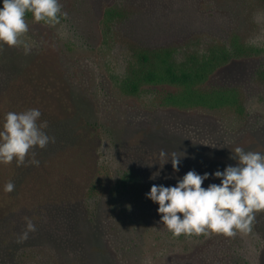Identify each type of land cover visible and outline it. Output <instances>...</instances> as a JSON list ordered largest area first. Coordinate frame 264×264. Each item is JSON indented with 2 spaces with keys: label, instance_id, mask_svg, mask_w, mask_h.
I'll use <instances>...</instances> for the list:
<instances>
[{
  "label": "rangeland",
  "instance_id": "1",
  "mask_svg": "<svg viewBox=\"0 0 264 264\" xmlns=\"http://www.w3.org/2000/svg\"><path fill=\"white\" fill-rule=\"evenodd\" d=\"M60 3L67 15L55 27L25 17L27 35L35 42L29 54L6 44L0 49V99H6L1 92L17 67L30 60L44 77L37 82L38 94L50 97L55 90L51 83L62 75L84 99L88 117L99 128L95 142L101 183L90 202L102 198L101 218L95 229L87 215L66 226L68 219L57 222V209L51 204H39L38 197L23 199L15 222L23 226L31 219L44 231L30 232L23 252L12 253L8 262L0 264H264V211L255 214L247 234L173 237L160 223L158 204L145 196L153 184L175 185L189 170L211 173L235 164L231 159L235 146L264 152V20L254 19L264 11V0ZM119 4L128 15L106 33V11ZM236 38L253 50L219 66L204 87L237 89L241 110L162 106L143 95H128L115 83L114 78L134 61L137 46L175 47L185 56L201 55L211 47H231ZM5 49L7 56L14 52L20 57H6ZM35 89L28 84L23 91L29 105L23 110L38 108L43 117L45 107L31 98ZM54 105L48 107L50 114L60 110ZM56 127L54 142L36 148L37 154L51 155L60 146L57 138L66 128ZM65 150L68 156L76 148L69 145ZM161 150L181 156L179 171L170 160L163 164ZM128 168L139 170L143 180L129 190H119L117 172ZM9 176V165L0 164V188ZM210 182L219 179L210 177L202 186ZM78 202L83 201L71 203Z\"/></svg>",
  "mask_w": 264,
  "mask_h": 264
},
{
  "label": "trees",
  "instance_id": "2",
  "mask_svg": "<svg viewBox=\"0 0 264 264\" xmlns=\"http://www.w3.org/2000/svg\"><path fill=\"white\" fill-rule=\"evenodd\" d=\"M127 15V9L121 4L108 8L105 14L106 33H110L111 27ZM26 17H32V14L29 12ZM232 44L231 47L229 45L211 47L201 55L192 53L188 56L175 47L137 46L134 48V61L130 62L114 80L124 93L143 95L150 100L158 101L162 106L183 109L234 107L241 110L243 106L237 89L223 86L204 87L209 75L219 66L232 58L250 54L253 50L251 45L241 43L237 38ZM0 49L4 47L0 46ZM11 53L12 55L7 56L6 49L4 51L6 57L11 59L20 57L18 53ZM30 61L24 66L22 64L17 67L1 92L2 94L5 92L6 99H0V126L6 112L23 111V106H29L28 96H23V91L28 84H34L35 95L31 98L36 104L45 107L44 118L41 117V120L48 122L45 129L47 134L55 137L56 132L53 129L57 128L56 126L58 130L66 128V131L64 135L63 132L60 133L57 138L60 146L52 153L55 156L48 153L39 155L36 148L33 150L35 159L39 160L38 166L27 163L28 157L26 163L19 167L15 160L8 164L10 176L7 182H13L15 187L11 192H4V185L0 188L1 263L8 262L12 253L17 255V252H23L26 241H17L26 224L23 222L22 226L15 222L21 208L23 209L21 206L23 199L38 197L41 199L39 204H51L53 210L57 209L55 210L58 215L55 218L57 222L62 223L63 218L68 219L63 221L66 226L79 223L83 216L87 215L93 229L101 218L100 211L103 206L101 197L96 198L94 204L90 202L101 183L99 170L101 164L96 155L98 144L95 142L99 132L98 123L90 120L84 99L74 92L62 75L51 83L55 90L50 93V97L44 93L38 94L40 92L37 90L39 88L37 82L43 75L32 67L34 60ZM50 98L52 100H49ZM54 103V106L60 109L58 114H50L48 107ZM65 138L70 142H66ZM69 145L76 148L75 153L68 155L72 158L64 155L65 148ZM63 156L64 159H61ZM117 176L119 190H129L143 180L142 173L133 168L119 170ZM77 201L83 202L71 203ZM67 222L70 223L66 224ZM47 228L49 230V227ZM36 229L44 231L41 226L36 225Z\"/></svg>",
  "mask_w": 264,
  "mask_h": 264
},
{
  "label": "clouds",
  "instance_id": "3",
  "mask_svg": "<svg viewBox=\"0 0 264 264\" xmlns=\"http://www.w3.org/2000/svg\"><path fill=\"white\" fill-rule=\"evenodd\" d=\"M0 4V46L23 48L25 55L35 45L27 35V13L32 14L34 22L42 21L53 27L67 15L60 0H0ZM254 19L264 20V11L257 12ZM41 115L35 107L4 114L0 126V164L15 160L19 167L28 157L27 163L39 165L33 150L54 142V137L45 131L48 122L42 121ZM180 157L164 150L159 153L163 164L170 160L175 171H179ZM231 159L236 163L226 165L223 170L201 174L192 169L177 179L175 185L153 184L145 193L146 198L158 204L160 223L173 237L213 234L232 237L251 231L255 214L264 211V152L235 146L231 148ZM210 177L219 179V183L202 186ZM14 187L8 181L3 191L11 192ZM35 230L32 220L26 219V228L17 242L26 240Z\"/></svg>",
  "mask_w": 264,
  "mask_h": 264
}]
</instances>
